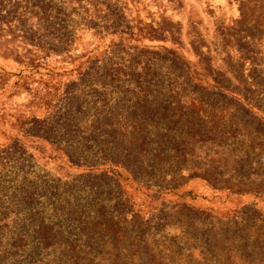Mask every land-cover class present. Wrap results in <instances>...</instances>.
Wrapping results in <instances>:
<instances>
[{"label":"rangeland","instance_id":"obj_1","mask_svg":"<svg viewBox=\"0 0 264 264\" xmlns=\"http://www.w3.org/2000/svg\"><path fill=\"white\" fill-rule=\"evenodd\" d=\"M0 264H264V0H0Z\"/></svg>","mask_w":264,"mask_h":264}]
</instances>
